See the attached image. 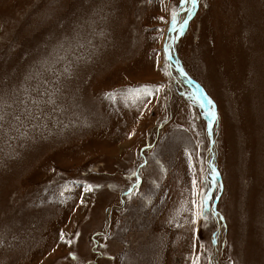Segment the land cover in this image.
Here are the masks:
<instances>
[{
	"label": "rangeland",
	"instance_id": "374dc122",
	"mask_svg": "<svg viewBox=\"0 0 264 264\" xmlns=\"http://www.w3.org/2000/svg\"><path fill=\"white\" fill-rule=\"evenodd\" d=\"M178 5L0 0L7 120L38 80L60 109L0 139V264H264V0H199L179 35Z\"/></svg>",
	"mask_w": 264,
	"mask_h": 264
},
{
	"label": "snow or ice",
	"instance_id": "6c2138e0",
	"mask_svg": "<svg viewBox=\"0 0 264 264\" xmlns=\"http://www.w3.org/2000/svg\"><path fill=\"white\" fill-rule=\"evenodd\" d=\"M151 2V0H150ZM164 0H161V3H163ZM199 0H179V5L177 7H174L170 13V21L169 27H168V32H175L177 35H179L180 32L183 31L184 27L188 24L189 20L192 18L193 14V9L196 8L198 5ZM181 13H186L181 18ZM163 21V17H160ZM160 31V30H157ZM171 49V43L166 41L164 50H165V59H169V52ZM60 59H63L61 57ZM44 63H47L45 61ZM179 71V69H178ZM64 73L71 74V68L69 66H66L64 68ZM181 74H183L181 72ZM41 74L35 73V74H30L26 79L31 80V79H36L39 77ZM45 81L43 80H38L37 81V86L32 87V86H26L23 87V96H16V99L14 100V103L19 106V113L18 114H13L12 120L15 121L13 124L12 121L7 120L8 114L5 112L6 107H11L7 103V101L4 99L3 95H0V139H3L6 141V144L8 147H11V140L13 138L15 139H20V140H35L38 135L41 134L40 130L42 129H48L49 128V123L45 122L49 118V114L45 112L44 108L41 107V105H52V111L56 112L59 111V106L57 105L56 99L54 97H57L59 93V88H55L53 91H48L45 89L43 92L40 91V88L43 86ZM144 91H148V86H142ZM163 86L159 87H154L153 91H159L160 88ZM140 89H131V91H139ZM35 92L37 95L33 96L32 93ZM47 95L46 100H42L40 97ZM106 96H111L114 94H105ZM151 95V93H149ZM209 105H211V101H208ZM202 107V106H201ZM7 121V123H6ZM57 123H60L57 121ZM31 125V127H28ZM64 127H67V125H64ZM211 123L208 125V130H209V135H211ZM5 128L8 129V131H5ZM29 133H32L30 136ZM50 134V133H49ZM3 149L0 148V151ZM191 159V157H189ZM191 167V166H190ZM213 174L217 175L218 173H215V170L213 169ZM137 173L133 171L132 176L135 177ZM197 184V180L195 178V174L193 175L192 178V185H193V193L195 194V187ZM83 189L81 193V203L83 204L86 200V194L91 193L95 190H98L101 186L99 184L93 185V184H87V185H78ZM208 199L207 195H203L200 203L198 205L199 207V212L193 213L191 223L195 225L197 223V216H199L201 219L204 221H207L208 219V209L206 207L205 201ZM193 208L197 207L196 201H192ZM217 217H219L220 220H223V217H220L218 213H214ZM60 240L64 243L71 244L72 241L70 240H65L64 238V233L61 231L60 233ZM199 262V257L197 256L196 260L192 262V264H198Z\"/></svg>",
	"mask_w": 264,
	"mask_h": 264
},
{
	"label": "bare ground",
	"instance_id": "6f19581e",
	"mask_svg": "<svg viewBox=\"0 0 264 264\" xmlns=\"http://www.w3.org/2000/svg\"><path fill=\"white\" fill-rule=\"evenodd\" d=\"M194 19V18H193ZM170 36V35H169ZM167 41H168V38H167ZM168 42H170V41H168ZM186 90V89H185ZM188 92V91H187Z\"/></svg>",
	"mask_w": 264,
	"mask_h": 264
}]
</instances>
